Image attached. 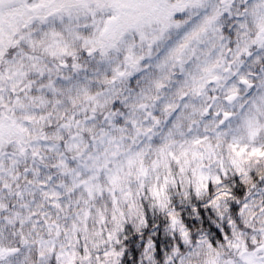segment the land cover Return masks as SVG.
<instances>
[{"label":"snow or ice","instance_id":"obj_1","mask_svg":"<svg viewBox=\"0 0 264 264\" xmlns=\"http://www.w3.org/2000/svg\"><path fill=\"white\" fill-rule=\"evenodd\" d=\"M0 264H264V0H0Z\"/></svg>","mask_w":264,"mask_h":264},{"label":"trees","instance_id":"obj_2","mask_svg":"<svg viewBox=\"0 0 264 264\" xmlns=\"http://www.w3.org/2000/svg\"><path fill=\"white\" fill-rule=\"evenodd\" d=\"M155 223L159 226V231L156 230V228H151L150 226V232L155 233V236H153V239L156 237H159L161 240L168 238L167 233L165 231L164 225L160 223V221H155ZM145 242L144 238H138L137 239V247L142 245ZM161 250H163V245L161 244Z\"/></svg>","mask_w":264,"mask_h":264}]
</instances>
